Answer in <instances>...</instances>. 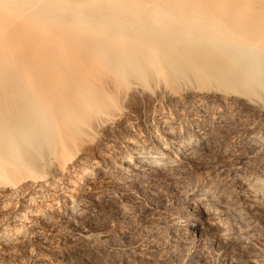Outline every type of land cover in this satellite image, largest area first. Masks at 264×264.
<instances>
[{"label":"bare ground","instance_id":"1","mask_svg":"<svg viewBox=\"0 0 264 264\" xmlns=\"http://www.w3.org/2000/svg\"><path fill=\"white\" fill-rule=\"evenodd\" d=\"M95 189L152 236L113 264H264V0H0V250L93 244Z\"/></svg>","mask_w":264,"mask_h":264},{"label":"rangeland","instance_id":"2","mask_svg":"<svg viewBox=\"0 0 264 264\" xmlns=\"http://www.w3.org/2000/svg\"><path fill=\"white\" fill-rule=\"evenodd\" d=\"M95 190L94 193L92 194V205L90 207V210H88V213L87 212L85 213L84 215L85 217H83L82 220L80 221L79 227L84 232L86 233L89 232L90 233L89 235H92L91 241L96 244H101L104 249H99L96 245L94 246V243L84 244L80 240L77 241L73 239H68L65 236L64 237L57 236L56 229L51 225V226H47V228L45 229L44 237L36 239L33 242L31 248L30 247L24 248L21 246L13 245V247H11L8 250H0L1 251L0 253H2L0 254V264H103V263L113 264L111 258L107 255V253H105L106 251L103 250H107L111 246H116V244L117 247L118 246L122 247L124 244L128 247L133 246V244L135 245L140 244L143 246H147L150 241L148 239L152 238L151 234H149L150 232L149 226L145 225V223L140 221L138 218L136 219L134 218L136 222L134 220H129L127 222L120 220L119 222V219L116 216L118 215L117 210L113 208L104 198L101 197L102 192L100 191V189L99 190L95 189ZM169 197L170 196H167V198L165 197L166 199L165 198L164 200L162 199L161 202H156L155 205L156 206L158 205L156 208L158 209L161 208L162 210L166 208V206L168 205V203H170L171 200ZM166 202L168 203L165 204ZM162 203L165 205H162ZM179 204L180 203L178 202V205ZM84 229H86V231ZM178 240H175V242L174 241L157 242V244L153 248V255L155 256L153 257L155 260L154 263L152 264H182L183 262H184L183 264H199V263L200 264H213V263L234 264L238 262L239 263L242 262V264L243 263L249 264L248 262L249 254L245 250H240L237 248L230 247L227 249L226 252H222L221 253L222 255L220 254L221 257L220 256L216 257V255L210 250L207 251L206 249H203L201 245H199V243H197L194 238H190L191 243L190 242L187 243V241L189 240L188 238L187 239L183 238L182 242L181 239L179 241ZM195 242L197 243V245L195 244ZM181 244L183 245L186 244L187 248H189V246L191 245L189 249H190V254L192 255H189L190 257L184 251L183 246H181ZM79 246L81 249L79 248ZM198 246H200V248ZM81 250H83L84 252L81 253L80 252ZM182 251L184 253H182ZM78 253H80V255H78ZM185 253L187 255H185ZM224 255L225 257H223ZM191 256H193L194 259H192Z\"/></svg>","mask_w":264,"mask_h":264}]
</instances>
